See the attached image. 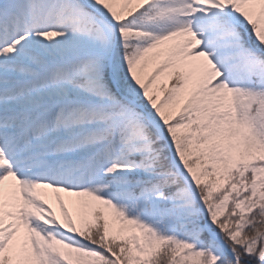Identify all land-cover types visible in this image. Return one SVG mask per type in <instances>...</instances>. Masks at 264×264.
Returning a JSON list of instances; mask_svg holds the SVG:
<instances>
[{"label": "snow or ice", "instance_id": "6c2138e0", "mask_svg": "<svg viewBox=\"0 0 264 264\" xmlns=\"http://www.w3.org/2000/svg\"><path fill=\"white\" fill-rule=\"evenodd\" d=\"M0 264H264V0H0Z\"/></svg>", "mask_w": 264, "mask_h": 264}, {"label": "rangeland", "instance_id": "374dc122", "mask_svg": "<svg viewBox=\"0 0 264 264\" xmlns=\"http://www.w3.org/2000/svg\"><path fill=\"white\" fill-rule=\"evenodd\" d=\"M57 207V211H59V209H58V206H56ZM71 210V209H70Z\"/></svg>", "mask_w": 264, "mask_h": 264}]
</instances>
